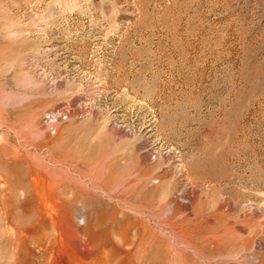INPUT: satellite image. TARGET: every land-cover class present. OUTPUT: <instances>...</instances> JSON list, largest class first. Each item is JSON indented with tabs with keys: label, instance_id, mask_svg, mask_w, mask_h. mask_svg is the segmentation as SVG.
<instances>
[{
	"label": "rangeland",
	"instance_id": "1",
	"mask_svg": "<svg viewBox=\"0 0 264 264\" xmlns=\"http://www.w3.org/2000/svg\"><path fill=\"white\" fill-rule=\"evenodd\" d=\"M31 171L81 259L264 264V0H0V264L52 251Z\"/></svg>",
	"mask_w": 264,
	"mask_h": 264
},
{
	"label": "bare ground",
	"instance_id": "2",
	"mask_svg": "<svg viewBox=\"0 0 264 264\" xmlns=\"http://www.w3.org/2000/svg\"><path fill=\"white\" fill-rule=\"evenodd\" d=\"M13 154V153H12ZM16 154V152H15ZM13 158V156H11ZM17 157V155L15 156ZM14 157V158H15ZM17 159V158H16ZM24 161V160H23ZM31 168V167H30ZM36 170V169H35ZM32 172V171H31ZM38 173V172H37ZM37 173L32 172V176H30L31 181L33 183L34 189H35V194L36 197H41V202H42V210L40 212V220L38 223V226H42L44 227L45 231H49V229L52 227L54 228V239L51 237H47L46 234L45 236L48 238L47 240V248L50 247V245L53 247L52 251L50 253V255L48 256V262L47 264H53L54 261V256L56 254V251L58 250V253L60 252L61 249H65L67 255L69 256L68 262L70 261V264H99L98 261L94 260V254H88L86 259H81V257L77 254V250L75 251L73 248L68 246V243H66L67 245H65V238L64 235L62 233V231L58 228V224L57 221L54 218V214L56 213L55 211L56 206L60 204V197L58 194L54 193V197H51L49 194L47 195L46 190L47 189H52L54 187H57L59 184L58 182L54 181V180H49L46 181L44 180L40 175H38ZM40 173V172H39ZM48 179V178H46ZM68 183V182H67ZM62 188V186H61ZM65 189V188H64ZM56 190V189H55ZM32 191H34L32 189ZM42 191V192H41ZM97 192V191H96ZM29 194V193H28ZM33 193H31L32 195ZM26 196V195H25ZM28 196V195H27ZM33 197V196H32ZM34 198V197H33ZM66 198V197H64ZM63 198V199H64ZM76 198V197H75ZM37 199V198H36ZM98 200V199H96ZM33 201V200H30ZM107 201V200H106ZM114 201V200H113ZM35 202V200H34ZM112 202V201H111ZM30 203V202H29ZM33 203V202H32ZM110 203V202H109ZM34 204V203H33ZM115 204V203H114ZM31 206H33L32 204H30ZM37 205V204H36ZM35 205V206H36ZM103 205V204H102ZM118 205V204H117ZM34 206V207H35ZM120 207V205H119ZM102 209V208H101ZM114 209V208H113ZM104 210V209H103ZM116 211V210H115ZM104 212V211H103ZM126 212V211H125ZM129 212V211H128ZM100 214V213H99ZM118 214V213H117ZM97 215V214H96ZM116 215V214H115ZM138 215V214H137ZM58 216V215H57ZM117 217V216H116ZM71 219V218H70ZM99 219V217H98ZM113 219V218H112ZM116 219V218H115ZM72 220V219H71ZM89 220V219H88ZM69 221V220H68ZM99 221V220H98ZM122 221V220H121ZM139 221V220H138ZM142 221V220H141ZM61 222V221H60ZM91 222V221H90ZM70 223V222H69ZM103 223V222H102ZM101 223V224H102ZM116 223V222H115ZM122 224V222H120ZM124 224V223H123ZM126 224V223H125ZM95 226V225H94ZM135 226V225H134ZM138 226V225H137ZM90 227V226H89ZM37 228V227H36ZM51 228V229H52ZM83 228V227H82ZM124 228V227H123ZM50 229V230H51ZM81 229V227H80ZM92 229V228H90ZM41 230V229H40ZM19 231V230H18ZM41 232V231H40ZM53 232V231H52ZM92 232V231H91ZM21 233V232H20ZM42 233V232H41ZM44 233V232H43ZM53 234V233H52ZM94 234V233H93ZM69 235V234H67ZM90 235V234H89ZM88 235V236H89ZM29 236V234H28ZM32 236V235H31ZM44 236V235H43ZM51 236V235H50ZM66 236V235H65ZM95 236V235H93ZM92 236V238H93ZM39 237V236H38ZM91 238V236H89ZM74 238V237H72ZM109 238V237H108ZM67 239V238H66ZM27 240V239H26ZM86 240V239H85ZM102 240V239H101ZM69 241V240H68ZM34 242V241H33ZM43 242V241H42ZM100 242V241H98ZM107 242V240H106ZM71 244V242H70ZM103 245V244H102ZM96 246V245H95ZM21 247V246H20ZM41 247V246H40ZM88 247V246H87ZM115 247V246H113ZM33 248V247H32ZM97 248V247H96ZM101 248V247H100ZM99 248V249H100ZM63 250V252L65 251ZM98 250V249H97ZM23 251V250H22ZM62 251V250H61ZM24 253V252H23ZM31 253V252H30ZM33 254V253H31ZM86 254V253H85ZM101 254V253H100ZM127 255V254H126ZM97 256V255H96ZM101 256V255H100ZM123 257V256H122ZM121 257V258H122ZM44 258V257H43ZM100 258V257H99ZM114 258V257H113ZM125 258V257H124ZM47 259V258H46ZM62 259V258H61ZM67 259V258H66ZM45 260V259H44ZM102 261V258H101ZM55 262V261H54ZM113 264H119L120 263V257H115L113 260ZM110 263V262H109ZM124 263V262H123ZM102 264V263H101Z\"/></svg>",
	"mask_w": 264,
	"mask_h": 264
}]
</instances>
